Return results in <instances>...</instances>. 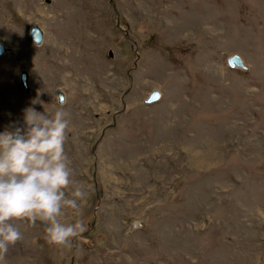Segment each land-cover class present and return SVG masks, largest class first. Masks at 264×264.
<instances>
[{"label": "rangeland", "instance_id": "obj_1", "mask_svg": "<svg viewBox=\"0 0 264 264\" xmlns=\"http://www.w3.org/2000/svg\"><path fill=\"white\" fill-rule=\"evenodd\" d=\"M17 1H0L14 19L0 21V133L29 107L69 113L65 152L87 196L61 217L85 227L71 247L18 221L4 264H264V0H39L62 7L48 22L20 17ZM70 15L96 25L76 30L75 56L92 64L74 80L46 47ZM234 55L246 69L229 67ZM42 58L56 63L29 60Z\"/></svg>", "mask_w": 264, "mask_h": 264}, {"label": "clouds", "instance_id": "obj_2", "mask_svg": "<svg viewBox=\"0 0 264 264\" xmlns=\"http://www.w3.org/2000/svg\"><path fill=\"white\" fill-rule=\"evenodd\" d=\"M61 100L62 108L66 99ZM68 117L63 110L49 117L29 107L24 110L22 125L0 133V264L9 248L23 238L18 221L43 223L45 239L55 246L71 247L85 231L82 220L61 221L65 209L80 215L87 196L72 179L71 161L65 152ZM70 186L74 187L69 195ZM138 223L133 221V228ZM257 264H261L259 258Z\"/></svg>", "mask_w": 264, "mask_h": 264}, {"label": "bare ground", "instance_id": "obj_3", "mask_svg": "<svg viewBox=\"0 0 264 264\" xmlns=\"http://www.w3.org/2000/svg\"><path fill=\"white\" fill-rule=\"evenodd\" d=\"M11 1H13V0H11ZM38 1L39 0H21L19 2L17 1L18 2V5H19V8H20V14H19L20 17H23L24 14H28V19L29 20H33V19H37L38 18V19H42L45 22H48L52 18L55 17L54 14L52 15V14H48V13L49 12H53V11L59 9V7H61V5L58 4L59 3L58 2L57 3V6H59V7H57V6H50L48 8H41L39 6V4H38ZM66 1L69 3V6L72 7V8L73 7L75 8V6L80 7L81 4H82V0H78L76 3H75V0H66ZM2 2H4V0H2ZM77 4H80V5H77ZM89 7L92 8L93 11L96 10L95 9V5H90ZM61 9H62V7H61ZM6 14H7V12H6L5 8L3 10H0V21L2 22V21H5L6 20V21H8L10 23V25H13L14 19H9ZM81 18L83 19L84 16H82ZM68 20H71V21L69 22ZM89 21H91L90 23H95L94 19H92L90 16H89ZM26 22H28V21H26ZM58 23H59V26L61 25L60 26L61 28L64 27V29H65L64 31H62V33H60L59 30H58V26H57ZM81 25L83 26V29L82 30L84 32H85V29H88V26H91L92 29L93 28H96V25L89 24L88 23V20L86 22H84V23H79V21H75L74 18L72 19L71 18V15H70L69 18L67 17V21L64 22V24H62L61 21L60 22L58 21L56 25L52 26L53 29L55 30L54 33L55 32L56 33L53 35V39L50 37L49 38V41H47L48 43H47V46L46 47L49 48L47 51L54 50L55 51V55H57L58 56V59L62 61V64L61 65L59 64L58 69L60 71H64V72H66V71H69L70 72V75L68 74V76H67L68 80H69V78L71 80H74V77L75 76H78L79 78H81L83 75H85L90 70V66L92 64V60L86 55V53H84V54L81 53L82 57L75 56V49L78 48V47L82 49V45L81 44L82 43H85L84 42V39H83V36H84L85 33L82 34V35H79V36L78 35L77 36L75 35L77 28L79 26H81ZM101 26H103V25H101ZM53 41H57L58 42V45H56V46L53 45L52 44ZM44 57H47V56H44ZM29 60L32 63L34 61L36 63V65H37L38 69H42V68L43 69H46L47 68L45 66L46 63H56V61L55 60H52L51 58H42L40 60H38V59H32V60L29 59ZM164 65L165 64H163V67H164ZM169 67H171V66H169ZM172 68H173V66H172ZM48 102H50V101H48Z\"/></svg>", "mask_w": 264, "mask_h": 264}, {"label": "water", "instance_id": "obj_4", "mask_svg": "<svg viewBox=\"0 0 264 264\" xmlns=\"http://www.w3.org/2000/svg\"><path fill=\"white\" fill-rule=\"evenodd\" d=\"M30 36H31L32 40L35 42V44H37V45H40L43 42V32L38 26H33L31 28ZM0 49H2V51H0V56H3L8 51V49L1 43H0ZM229 65L231 67H235V65H237L239 67L245 68L243 60L238 55H234L233 57H231L229 59ZM21 82H22V85L25 88V90H27L28 89V74L26 72H23L21 74ZM58 97H59V100H60V98H62L61 102L63 103L64 102L63 92H59ZM160 98H161V93L159 91L155 90L145 100V103L150 104L153 102H157V101H159Z\"/></svg>", "mask_w": 264, "mask_h": 264}]
</instances>
